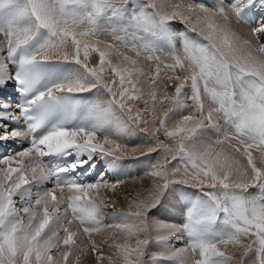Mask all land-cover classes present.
Masks as SVG:
<instances>
[{
    "label": "snow or ice",
    "instance_id": "6c2138e0",
    "mask_svg": "<svg viewBox=\"0 0 264 264\" xmlns=\"http://www.w3.org/2000/svg\"><path fill=\"white\" fill-rule=\"evenodd\" d=\"M16 3L0 0V10ZM66 3L27 0V5L17 10L21 16L34 18L38 28L47 29L48 38L35 54L22 59L23 75L17 73L15 78L21 85L31 86V65L64 60L82 65L92 82L77 78L41 91L33 100L43 109L38 116L29 115V108L24 107L11 116L0 112V117L31 121L28 129L34 130L63 98L61 93L101 86L108 99L94 107L97 123L93 129L57 127L34 138L28 148L0 157V264H82L83 256L92 264H105L106 260L108 264H146L145 251L151 239L147 214L168 187L167 165L177 158L182 164L172 171L180 174L182 183L224 191L212 194L216 207L206 216L190 217L186 227L193 239L172 255L187 258L188 264H245L244 257L258 247L259 264H264V42L260 40L264 22L248 34L240 27L242 10L264 8V0H219L215 9L195 0H149L162 23L182 22L200 38L185 40L182 50L171 55L170 63L147 46L97 35L96 17L128 0H91L92 11L83 15L70 11ZM141 24L146 27L149 21L144 19ZM34 35L31 27L0 31V72ZM93 54L98 62H90ZM173 86L174 92H169ZM189 104L191 111L182 118L168 120L170 112ZM125 119L156 140L147 151L159 148L164 153L150 174L153 182L146 196L138 195L127 211H120L106 193L115 192L123 182L70 181L57 182L35 199L21 203L23 197L18 194L26 186L68 171L50 169L43 159L46 156L74 151L87 153L91 160L93 154H142L141 149L98 133L97 129L113 121L120 127ZM213 125L224 129L218 138L207 143L194 139L199 129ZM0 129H5L0 130V142L28 135V131L6 130L2 122ZM160 133L170 140L159 139ZM87 162L77 160L70 168L75 170ZM220 211L227 214L234 230L224 237L204 238L198 225L201 220L214 221ZM117 215L122 219L106 222ZM81 233L87 235V247H81L84 241L78 243ZM99 233H111L113 242H97L93 236ZM121 233L126 234L125 242H116ZM104 245L113 250L112 255L105 256ZM229 246L242 250L239 258Z\"/></svg>",
    "mask_w": 264,
    "mask_h": 264
},
{
    "label": "rangeland",
    "instance_id": "374dc122",
    "mask_svg": "<svg viewBox=\"0 0 264 264\" xmlns=\"http://www.w3.org/2000/svg\"><path fill=\"white\" fill-rule=\"evenodd\" d=\"M67 1L75 2L74 6L68 7L70 11H75L82 15L87 14L88 12H90V10L92 11V5H89L91 4V0H67ZM22 3H23V6L20 7L21 9L24 8L25 5H27V0H22ZM212 4L217 5L219 3L216 2ZM146 12L151 13V11H146ZM19 16L20 15L18 14V12L9 16L6 19L3 27L0 28V31L6 32V31L11 30L14 27H21V24L15 25L19 22L18 21L20 19ZM28 17H29L28 18L29 21L27 20V22H29L30 24L29 27H31V25L35 22V20L34 18L30 16ZM151 19H152L151 22H149V24L146 27L145 26L143 27L141 24H139L138 21H136L138 24L133 22L132 23L133 26H132L130 23L131 27L125 29L128 32L127 33L129 35L128 38L131 40V43L136 44L137 46L140 45L138 44L140 43L138 42L139 40L136 39L137 33H142V32L144 33L145 31H147V33H151L150 34L151 36L152 34L154 35V34L159 33L160 28H158V25H159V22H161L159 17L156 14H152ZM163 23H166V22H163ZM172 23H174V29L176 28L178 31L177 39H179L178 40L179 44L182 46L184 41H183V38H181L180 34H182L183 32L182 31H181L182 33L179 32L180 31L179 24H183V23L179 21H172ZM152 39L149 38L151 44L148 43V45H145L149 49H154V47L152 46V44L154 45V43L151 42L154 39L153 40ZM157 55H159L160 58L162 59V56L160 55V53L157 52ZM171 55L172 54H168V56L164 57L166 58L165 63L172 62L170 59ZM9 63H10V60H8L7 62V65H8L7 68H9L10 66ZM60 64L62 65V67L60 66V68L63 69L62 71H66L68 68H70L71 65H73L71 64V62L65 63L64 61H62ZM66 64L68 66H66ZM75 66H76V71H79L76 73H79L78 75L83 77V80L85 81L91 80V78L88 76V74L86 73L82 65L76 64ZM11 74L13 75V71H11ZM56 80H55V83H56ZM8 83H9V79H7L6 82L0 80V105H3L6 103V102H3V100L6 97V93L11 90V87L8 85ZM50 85H51L50 87H54L53 82ZM169 92H174V86L169 88ZM107 99H108V93L106 92V90H104V94L102 95L99 104H105ZM9 103L10 105H12L11 108L10 109H8L7 107L5 109L2 108L0 109V112L14 114L19 111L17 110V108H15L16 105L13 106V104H15L16 101H13V102L9 101ZM95 106H93V108L91 107V110L88 112L87 118H85V121L83 123L80 122L81 124L79 123L80 125L78 127H82V126L86 127V124H88V120L95 119L93 115V109ZM116 111L119 112V109L116 108ZM189 111H191L190 104L185 105V106H179L176 109H174L172 112H170L168 120L170 122H175L179 120L180 118H182V116L187 114ZM6 120H14V119H10L7 117H0V122L6 123ZM19 122H21V120ZM6 125L11 126L9 130L14 129L15 127L14 122H9V123L7 122ZM219 128L221 127H218L217 125L201 128L195 134L194 139L198 142H205V143L211 142L222 134V131L224 129L221 128L219 130ZM98 133L100 136L107 135L109 136V138L115 139L118 142L125 144L128 147H136L142 150V154H139L136 156L123 157V156H113V155H106V154H93V157H92V160L97 159L98 161V159H100L104 161L105 166H110L111 164L113 167L110 166V170L112 168V170L114 169L115 171L118 172V170H121L122 167L126 168L127 170L126 174L125 172H122V177L115 178L116 179V180L114 179L115 181L107 180L108 178L114 177V175H106L105 177L101 179L99 178V179L101 181H108V182H113V183L123 182L117 187L120 194H118L116 198L112 194V190H108L106 195L115 205V208L117 210L127 211L129 209L128 207L130 203L133 201L134 198H136L138 195L143 197L144 195L148 193V190H144L139 187L140 186L139 182L141 181V183H144V186L146 187L147 181H152L150 174L153 170L156 169L161 159L164 158L163 150L157 148L155 151H151V152L147 151L148 148L155 146L156 140L153 139V137L149 133L144 131L140 126L134 125L130 121H127L126 119L120 127H117V123L113 121L112 123L107 124L103 126L102 128H99ZM159 139L164 140L165 142H168L170 140V138L165 137L163 133L159 134ZM12 140H13L12 138L9 139L7 144L6 143L5 144L8 145L9 147H12L13 144L18 143V142H13ZM29 144L30 142L28 143L26 141V143L24 144L26 145L25 148H28ZM72 155L74 154L72 153ZM78 155L80 158H78ZM78 155L77 154L74 155V157H77V160L89 161L87 153H84V154L78 153ZM181 164H182V161L179 158L175 160L170 159V162L167 165V168L170 170V182L168 183V187L161 194L160 201L147 214V220L149 224L151 225V232H150L151 239L145 251L144 258H145L146 264H188L187 258L181 257V256H174L172 255V253H175L179 249L186 247L190 243V241L193 239V237L189 234L188 229L186 227V225L189 223L190 217L194 219H200L206 216L210 209L216 207V202L212 199V194L221 195L224 191V189L220 187L197 188L193 185L182 183L178 179V176L180 174L172 171L176 169L178 166H180ZM127 175H130V176L127 178ZM51 182L53 183V180L49 178L47 181H44V180L37 181L33 184L26 186V189H22L21 193L18 194L19 196L23 197V199L21 200V203L27 202L30 199H35L38 193H42L43 191L51 188L50 186L52 185ZM251 191H256V190L253 189ZM118 203L120 205H118ZM177 207L179 211L176 209ZM108 210L110 211L111 208H109ZM177 212L181 213V215L180 214L176 215ZM120 219H122V217L117 215V216L110 217L109 220L106 222L113 223V222L119 221ZM174 227H177L178 230H176L177 228L173 230ZM198 227L200 229L201 235L206 239H216V238L224 237L234 230L231 222L229 221L227 217V214L224 213L223 211H220L217 213V218L214 221L209 222L206 220H201ZM93 239H95L97 242L107 240L109 244L113 242L111 239V233L95 234L93 236ZM125 240H126V234L121 233L117 237L116 242L122 243V242H125ZM80 241L85 242L81 244V247H87V235L86 234H83V233L80 234V240H78V243H80ZM130 242L133 243L134 245V241H130ZM244 242L247 243L248 241L245 240ZM229 250L230 251L233 250L232 252H234L238 258L240 255V251H242V250L233 248L232 246H229ZM104 251H105V256L113 254V250L109 249L107 245H104ZM92 255H95V254H92ZM70 259L72 258L70 257ZM259 259H260V253H259L258 247L251 249L249 253L244 257L245 264H259ZM81 260H82V264H92V261L88 256H83ZM105 264H108L107 260L105 261Z\"/></svg>",
    "mask_w": 264,
    "mask_h": 264
},
{
    "label": "bare ground",
    "instance_id": "6f19581e",
    "mask_svg": "<svg viewBox=\"0 0 264 264\" xmlns=\"http://www.w3.org/2000/svg\"><path fill=\"white\" fill-rule=\"evenodd\" d=\"M129 1V0H128ZM68 2V1H67ZM208 2L210 3L209 5V8L210 9H215L217 6H218V4L217 5H215V4H212V3H216V2H218L219 3V0H208ZM234 2H239V0H234ZM20 3H21V0H17V6H15L13 9H11V10H9L3 17H2V19H1V22H0V28L1 27H3V25L5 24V21H6V19L9 17V16H11V15H13V14H15L16 12H18L17 10L18 9H20ZM133 4H134V2L133 3H131V5H130V7L131 8H133L132 6H133ZM89 5H91V4H89ZM26 6V5H25ZM90 7V6H89ZM147 8H149V9H147ZM91 11V10H90ZM132 11V14H133V16L135 15H137V18H140L139 20H138V22H139V24H141V21L142 20H144V19H147V20H149V22H151V15L152 14H155V12H154V9H152L151 8V6H150V4H149V0H144V2L141 4V6H140V8L138 9V10H135L134 8L131 10ZM146 11H151V13H147ZM106 12V14H108V12L107 11H105ZM10 14V15H9ZM19 22L17 23V24H15V25H20L21 24V27H29V22H27V20H28V16H19ZM24 19H26V20H24ZM29 21V20H28ZM261 22H264V8H262V7H260V12H259V22L257 23V24H254V25H250V24H248V23H244L243 21H240V27L243 29V32L245 33V34H248V33H250L251 32V29H253V28H256ZM23 23H25V24H23ZM135 23H137L136 21H135ZM167 23V24H166ZM166 23H161V22H159V25H158V28H160V30H159V33H161V26H163L164 24L167 26V29L169 30V33L172 35V37H173V39H174V42H175V44H174V50H167V49H165V48H161V47H159V46H156V42H157V35H159V34H154V36H153V34H152V36L150 35L151 33H147V31H145L144 33L142 32V33H137V35H136V39H137V37H139V35H141V34H143V35H145L144 36V39H143V41H141V40H139L138 42H140V43H138V44H140V45H138V46H140V47H144L145 45H148V43H150V40H149V38L150 39H152V37H153V41H151V42H153L154 43V45L152 44V46L154 47V49L158 52V53H160V55L162 56V60H164L165 62H166V58H164V57H166V56H168V54H173L174 52H176V53H179L181 50H182V47H183V45L181 46L180 44H179V39H177V29L175 28L174 29V23H172V22H166ZM138 24V23H137ZM137 24H136V26H137ZM131 25H132V23H131ZM131 25L130 24H128V23H124V24H116V23H113L112 21H109V20H101L100 22L99 21H97L96 20V25H95V27H96V31H97V35L99 36V37H101V39H104V40H110V39H116L117 37H119V38H121L123 41H125V42H131V40L128 38L129 37V35L127 34L128 32H127V30H125V29H127V28H130L131 27ZM135 25V24H134ZM142 25V24H141ZM133 26V25H132ZM143 26V25H142ZM31 27L36 31V22H34L32 25H31ZM105 27H109L110 28V33L108 32H103V29L105 28ZM144 27V26H143ZM134 28V27H133ZM7 30V29H6ZM147 33V34H146ZM182 33V32H181ZM178 34H180V33H178ZM185 32H184V34H180V36H181V38H183V41H185V40H187L186 38H185ZM150 36V37H149ZM157 36V37H156ZM264 34H260V40L262 41V42H264ZM48 38V34H46L45 35V37H44V39L38 44V45H36V47L35 48H33L32 50H31V55H33V54H35L38 50H39V47H40V45L41 44H43L44 42H45V40ZM138 40V39H137ZM137 42V41H136ZM151 44V43H150ZM30 55V56H31ZM62 61H64V60H53V67H52V69H51V73L48 75V78L46 79V81H44L43 83H42V85L39 87V89H38V92L40 93L41 91H46L48 88H51L50 86V84L53 82L54 83V86H56V85H58V84H62V83H67V82H69V81H71V80H74V79H77V78H80V79H83V77H81V76H79L78 74L79 73H76V72H79V71H76V62H74V61H64L65 63H69V62H71V64H73V65H71L70 66V68H68L66 71H62L63 69L62 68H60V66L62 67V65L60 64ZM59 62V63H58ZM90 62H98V56L96 55V54H93V57L91 58V60H90ZM9 68H7L6 70H4V72H1L0 73V80L1 81H5V78L6 77H11V78H9V83H8V85L11 87V90L9 91V92H7L6 93V97L4 98V100H3V102H6L5 104L7 105V108L8 109H10L11 108V106L12 105H10V103H9V101H19V102H22L25 98H21L20 96H19V94L18 93H16L15 91H14V89H13V82H14V77H12V74H11V71H13V74L15 75L16 74V69L12 66V64L11 63H9ZM51 65V64H50ZM8 66V65H7ZM12 66V67H11ZM63 66H64V64H63ZM66 66H68L67 64H66ZM77 67H78V65H77ZM85 70V69H84ZM56 71V72H55ZM57 75V76H56ZM56 76V77H55ZM57 79V80H56ZM55 80H56V83H58V84H56L55 83ZM63 80V81H62ZM86 84L87 83H91L92 82V80H87V81H85V80H83ZM49 82H50V84H49ZM53 86V85H52ZM97 87V86H96ZM99 88H98V92H97V94H96V97H95V99L93 100V101H90L89 102V104L87 105V108H86V110H85V112H84V114L82 115V117L80 118V120L75 124V125H73L72 127H70V128H75V127H78L81 123H83L84 121H85V118H87V115H88V112L91 110V107L93 108V106H95V105H97V104H99L100 103V99H101V97H102V95L104 94V90H103V87H101V86H98ZM93 88H95V87H93ZM93 88H90L88 91H91ZM4 90V89H3ZM38 93V94H39ZM80 93H87V91H85V92H80ZM5 104H3V105H5ZM3 105H0V109H5V107H3ZM14 105H16V103L15 104H13V106ZM17 106V105H16ZM17 110H19L18 108H17ZM13 113H11V114H9L10 116L12 115ZM20 120H6V123H3L2 122V124H7V122L9 123V122H14V129H17V130H22V131H24V126H22V123L21 122H19ZM81 122V123H80ZM80 123V124H79ZM87 123V122H86ZM97 123V121L94 119V120H88V124H86V127L85 128H88V129H93V126L95 125ZM11 126H9V125H7V129L6 130H9V128H10ZM82 127H84V126H82ZM219 127V126H218ZM221 128H219V130H220ZM0 130H5V129H0ZM98 130V129H97ZM43 135H39L38 136V139L40 138V137H42ZM13 140V142H18L20 145H23V144H25L26 143V141L29 143V141H30V138L29 137H27V136H19V137H15V138H12ZM9 140H7V141H3V143H6L7 144V142H8ZM13 146V145H12ZM26 149V148H25ZM16 153V152H15ZM74 155H78V153H76V152H72ZM71 153V154H72ZM60 154V153H59ZM62 154H67V153H62ZM51 155H53V154H51ZM78 158H80L79 157V155H78ZM77 161V157H76V160H75V162ZM92 161H94V162H92ZM102 161V160H100V159H98V164H100V162ZM74 162V163H75ZM90 162V163H89ZM97 162V159L96 160H89L88 161V163L89 164H93V163H96ZM88 163H85V164H83L82 166H84V165H89ZM110 163V162H109ZM110 166H112L111 164H110ZM110 166H105V164H104V161H102V163H101V169L103 170L102 171V173L100 174V176L98 177V179L96 180V181H98V180H100L101 178H103V177H105L106 175H114V177H112V178H108L107 180H114L115 178H120V177H122V172H125V174H126V172H127V170H126V168L125 167H122L121 168V170H118V172L117 171H115L114 169L112 170V168H111V170H110ZM113 167V166H112ZM105 168H107L106 169V171H104L105 170ZM123 169V170H122ZM124 174V173H123ZM150 174V173H149ZM131 175V174H130ZM130 175H127V178L130 176ZM136 177H138V176H136ZM52 180H53V176L52 177H50ZM100 178V179H99ZM124 178V177H123ZM49 179V178H48ZM48 179H45L44 181H47ZM116 180V179H115ZM114 180V181H115ZM128 180V179H127ZM43 181V180H42ZM95 181V182H96ZM152 182L153 181H147V185H146V187L144 186V183H141V181L139 182L140 184V188H142V189H144V190H149L150 188H151V186H152ZM56 182L53 180V183L51 182V184L54 186V184H55ZM52 185H50L51 187H53ZM118 189H116L115 190V192H113L112 191V194L115 196V198L118 196V194H120V192H119V190L117 191ZM221 193V192H220ZM147 195V194H146ZM146 195H144V196H146ZM118 205H120L119 203H118ZM178 205V204H177ZM121 207H122V205H121ZM123 207H125V206H123ZM129 208V207H128ZM177 210H178V207L176 208ZM175 209V210H176ZM176 210V211H177ZM179 211V210H178ZM175 214V213H174ZM177 214H180L181 215V213H176V215ZM179 216V215H178ZM177 216V217H178ZM179 218V217H178ZM180 219H181V217H180ZM180 221V220H179ZM177 227H174L173 228V230L174 229H176ZM176 230H178V228L176 229ZM173 232V231H172ZM168 233V232H167ZM174 234V233H173ZM178 238V237H177ZM233 251V250H232Z\"/></svg>",
    "mask_w": 264,
    "mask_h": 264
}]
</instances>
